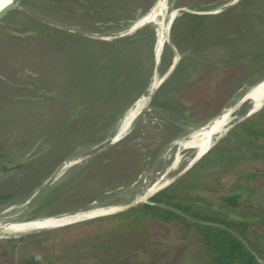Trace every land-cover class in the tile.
<instances>
[{"label":"rangeland","instance_id":"1","mask_svg":"<svg viewBox=\"0 0 264 264\" xmlns=\"http://www.w3.org/2000/svg\"><path fill=\"white\" fill-rule=\"evenodd\" d=\"M154 1L156 0L18 1L20 8L16 7L11 10L12 13L6 15L0 22V144L3 146V151L8 152L9 156L18 155L23 151L21 146L25 138L29 137L32 141L42 130L55 134L54 129L58 123L72 113L70 109L62 107L63 100L59 97L60 87L65 82L74 84L84 69L86 61L82 42H71L73 38L70 36L46 33L36 24H33L36 32L33 30L22 31L21 27L23 23H26L25 16L21 15L22 12L45 21L47 24L39 21L45 25L69 34L95 41H111L127 38L135 31L131 35L114 38H101L102 34L118 30L139 13L148 10ZM181 1L167 0L166 2L170 7L178 8ZM228 1L230 0L183 1L186 2L185 7L188 10L185 13L207 12L209 15L217 16L216 19L209 22L217 23L215 31L218 39L221 40L216 44L206 46V40L210 39L209 36L203 37L207 30L206 26L209 24L207 20L195 28H191V26L188 28L194 34V39L190 41V44L201 45L199 52L194 56L197 63L193 67L191 65L195 62L189 65L190 74L184 83H186V87L191 84L204 86L203 88L199 87L200 93L198 91V94H194L198 98L202 93L199 99L203 100L212 94L211 90L216 94L208 99L209 102L200 104L199 107L203 108L200 115L207 116L202 121H198L200 124L217 112L219 113V110L226 105L225 111L232 104V99H240L245 94V88L264 77V0H235L232 3ZM102 14L108 18L105 20L99 18ZM143 26L152 27L148 23ZM249 29H254L255 33L250 36L248 34L242 36L241 31L248 32ZM169 36L170 29L168 44H165L172 50L173 61L176 60L177 55L178 61L182 54L169 45L171 44ZM164 37L166 36L162 34L156 42L155 38L153 40L151 53H154L155 59L156 55H159L162 43H164L162 42ZM244 39L250 43L254 41L253 43L259 45L262 50L252 56L243 48L247 46ZM85 45L88 46L86 43ZM91 46L89 48L92 50L99 48L98 44ZM154 47H156L155 50ZM189 48L187 47L185 51L186 55L190 53ZM175 51L176 55H174ZM168 61L172 62L167 59L163 69L158 65V78L156 77L157 73L156 76H152L153 63L149 64L150 72L144 84L122 94L124 96L121 97L117 108L127 103L128 105L121 109L123 111L145 91L151 77L149 87L155 80L154 77L158 81L161 80L153 95L159 98L154 100V104L150 100L147 108L138 116L122 139L100 153L98 158L75 166L64 179L56 183L57 177L55 182L36 200L30 201L26 208L23 207V200L29 195L26 198L23 197L24 199L1 204L0 221L51 215L54 216L49 218L60 217L111 193L125 190L139 176L153 169L155 162L164 153L167 144L180 135L188 123H192L191 118H173L168 112L155 105L160 102V96H163V92L167 89V86L164 85L169 74L163 73H167ZM209 69L211 74L214 73L213 84L200 85V82L196 81L194 77L200 71H203V75H209ZM171 85L174 86L173 83ZM33 99L39 102L29 107L18 105ZM97 100L100 103L107 102V98ZM92 102L94 103V101ZM87 114H91V110L87 111ZM118 116L119 114L111 125ZM217 117L212 118L216 119ZM263 118L264 110L256 115H250L243 122H238V125L231 127V130H227L221 138L214 142L189 169L188 175H186L187 173L182 174L178 180L176 179L165 186L161 189H167L163 193L172 195L182 193L183 199H179L178 202L191 206L201 203L208 206L215 215L230 216L244 219L253 224H260L261 211L218 202L216 194L208 193L204 183L213 179V182H218V186L215 185L221 189L219 197L222 193L235 191L236 193L233 195L238 196L239 205H252L264 210V155L261 158L248 157L243 151L244 149L252 152L262 150V154H264V131L260 132L259 129H256L255 132L250 133V136L246 135L248 129H253L255 123ZM86 124V121L82 122V126L85 127L76 138H73L65 150L67 155L59 156L51 161L50 167L53 169L51 168L50 172L64 160L104 141L111 127L107 124V129H103L102 132L105 131V136L99 142L77 144L89 133ZM257 125L261 124L258 122ZM69 137L71 138L72 135ZM49 138L51 137L47 135L40 137L30 149L40 152L46 150L52 142L48 140ZM244 138L246 140H243ZM232 140L236 143H231ZM25 157H27L26 154L19 158ZM69 175H73L74 180H66ZM182 176L183 178H181ZM66 184L68 187L66 186L57 198L39 203L40 199L47 197L56 188ZM235 186H237L236 189L231 190ZM111 203L113 205L115 201L108 204L111 205ZM13 206H18L21 210L11 209L10 207ZM119 214L118 216L121 215L120 219H116V215H113L98 220L97 225L101 227V230L97 233L96 240L85 242L81 246L75 245L70 251L67 248L59 249L53 257L49 258L52 260L51 262L53 264H211L210 254L196 241L172 243V235L168 233V230L153 224L142 216L136 221L126 222V225L115 228L113 224L127 219V215L130 213ZM65 226L67 225L32 232L18 239H3H15V243L6 245L0 253V264H23L30 260L32 255L35 256V260L39 264L46 263V254L36 253L32 249L33 245L45 236L66 233L69 228Z\"/></svg>","mask_w":264,"mask_h":264},{"label":"trees","instance_id":"2","mask_svg":"<svg viewBox=\"0 0 264 264\" xmlns=\"http://www.w3.org/2000/svg\"><path fill=\"white\" fill-rule=\"evenodd\" d=\"M183 1L180 2V6L186 5V2ZM11 13L12 11L7 13V15ZM21 15L25 16L26 19V23H23L21 27L22 31H35L33 24H36L44 29L46 33L64 34L73 38L71 42H82V50L86 54V61L84 69L74 84L65 82L60 87L59 97L63 100L62 107L70 109L72 113L58 123L54 129L55 134L42 130L39 131V135L34 137L32 141L29 137L25 138L21 146L23 151L18 155L13 154L9 156V153L4 152L3 146L0 144V205L26 197L41 183L53 169L50 167L51 161L59 156L67 155L65 150H67L73 138H76L85 127L82 126V122H87L86 125L89 128V133L85 135V138L78 141L77 144H84L86 142L95 144L102 140L105 136V131L102 133L103 129H107V124L111 125L116 116L121 113V109L128 105L126 103L117 108L121 97L124 96L122 94L144 84L150 72V67L148 66L149 64L152 65L153 60V54L151 53V45L154 40L153 27H139L127 39L119 38L111 41H95L45 25L23 12ZM216 17V15L183 12L176 16L171 23L170 43L182 56L168 75V79L166 78L164 86H167V89L163 92V96H160V102L155 103V105L168 112L173 118L184 117L191 118V122L202 121L207 116L200 115L203 110V108L199 107L200 104L202 102L207 103L209 102L208 99L214 95L216 96L211 90L212 94H209L203 100L199 99L202 93L198 98L194 94L200 90L199 87L203 88L204 86L191 84L186 87V83H184L190 74L188 71L189 65L197 61L194 56L199 52L201 45L195 46L193 43L190 44V41L194 39V34L188 28L190 26L191 28H195L200 23H203L204 20L209 22L216 19ZM99 18L105 20L108 16L106 17L102 14ZM216 25L217 23L209 22L206 26L207 30L203 34V37L209 36L210 38L206 40V46L221 41L220 38L218 39V35H216ZM241 32L242 36L245 34L250 36L255 33V30L249 29L248 32L245 31L246 33L243 30ZM244 41L246 40L244 39ZM246 42L247 44L245 45L247 46L243 48L249 54H252V56L262 50L259 45L253 43L254 41L251 43L250 41ZM93 44L99 45L98 50L89 48ZM145 46L146 48H144ZM187 47H190L189 55L185 54ZM167 59H172V50L167 44H164L159 60L161 69H163ZM170 63L168 61L167 64L170 65ZM196 63H193L191 67L195 66ZM210 72L209 69V75H203V71H200L194 79L200 82V85H212L214 73L212 72L211 74ZM171 83H173V87ZM157 97H151L153 104ZM103 98H107V102L100 103L97 100ZM37 102L39 101L33 99L29 102H21L18 105L29 107L32 104H37ZM89 110H91V114H87ZM262 110H264V107L252 115H256ZM258 122L261 124L260 126L257 125ZM258 122L255 123L254 130L248 129L247 136H250V133L252 134L256 129H259L260 132L264 131V118ZM45 135L51 137L48 140L52 141L46 150L42 152L36 150L25 158H19L27 154L35 141ZM71 135L72 137L70 138L69 136ZM243 140L246 139L244 138ZM234 142L232 140L231 143L235 144L236 142ZM243 151L248 157L261 158L264 155L262 154V150L252 152L244 149ZM98 157L99 154L91 158V160ZM189 169L184 174L190 172ZM67 178L66 180H74L73 175H69ZM212 180L204 183L206 184L205 189L208 193L214 192L216 200L226 205L244 206L261 211L262 220L260 224H253L244 219L230 216L215 215L208 206L201 203L191 206L187 203L178 202L179 199H183L182 193L179 195L178 193L176 195L167 194L163 193L167 190L164 189L151 196L147 203L113 214L116 215V219H120V214L130 213L127 215V219L115 222L113 225L115 228H120L119 226L126 225V222L136 221L137 218L142 216L153 224L168 230V233L172 235V243H185L190 240L196 241L200 247L210 254L211 264H264V210L252 205H239L237 195L219 197L221 189L217 187L218 182L215 183ZM174 185L177 184L174 183ZM66 186L68 187L66 184L65 186L56 188L47 197L40 199L39 203L42 201L47 202V200L51 201L49 200L51 198L52 200L57 198L65 190ZM236 187L231 190L236 189ZM132 213L134 214L132 215ZM113 215L92 218L67 225L65 227L69 228V231L62 235L45 236V238L39 239L32 249L36 253L46 254V263L44 264H53L49 258L53 257L59 249L67 248L70 251L75 245L81 246L85 242L96 240L95 237L101 230V227L97 225L98 220ZM13 242L15 243V239L0 241V253L6 245ZM23 264L39 263L34 260L33 256H30V260L23 262Z\"/></svg>","mask_w":264,"mask_h":264},{"label":"bare ground","instance_id":"3","mask_svg":"<svg viewBox=\"0 0 264 264\" xmlns=\"http://www.w3.org/2000/svg\"><path fill=\"white\" fill-rule=\"evenodd\" d=\"M8 1L9 0H0V7ZM166 1L167 0L154 1L148 10L139 13L133 20H130L126 24L122 25L118 30H112L109 33L102 34L101 38L128 36L139 29V27L148 23L151 24L154 29V41L156 42L158 37L160 38L163 34L166 37L162 38V42H166L172 19L178 16V14L182 11L170 7L168 5L169 3L167 4ZM234 1L235 0H230L228 2L232 3ZM18 4L19 2L16 3V7L20 8ZM155 48L156 47L153 49L155 50ZM160 50L161 48L159 49V53ZM158 56L159 55L157 54L155 59L156 62L158 60ZM156 67L157 64L153 70L152 76H156V73L158 72V68ZM156 77H159V73H157ZM156 77H154L155 80L149 87L152 79L151 77L145 91L139 95L136 101L119 114L117 119L111 125L104 141L64 161L44 182V186L38 189V194L44 193L46 189L49 188L53 182H55L57 177L58 180L56 183L64 179L70 173L72 168L83 164L86 161L85 159L87 155L91 151L99 148L105 143L114 142L127 134L128 130L132 127L138 116L144 109L147 108L153 91L159 85L160 80L158 81ZM231 101L230 102L232 104H230L225 111L224 107L226 105L216 116H214H219L216 119L211 117L210 119L203 121L201 124L199 122L188 123L182 133L167 144L164 153L159 157L157 162H155L156 164L153 169H151L148 173H144L139 176L134 182L129 184L125 190L111 193L107 195L108 197L105 196L89 205L83 206L76 211L61 215L57 218H43L19 223L13 222L14 219L0 221V240L7 238L18 239L19 237L32 232L51 229L62 224L74 222L82 217H89L91 215L98 214L109 209L108 207L124 206L129 203L146 200L155 191L164 187L180 175L182 170L187 168L194 160L202 155V153L207 151L214 144V142L221 138L230 126L264 106V79L255 85L245 88V94H243L240 99H232ZM209 120L211 121L209 122ZM33 196L29 195L25 200H23V207L26 208L28 206L30 201L33 199ZM112 201H115V204L112 205L111 203V205H109L108 203ZM10 208H15L18 211L21 210L18 206ZM0 216H2V214H0Z\"/></svg>","mask_w":264,"mask_h":264},{"label":"water","instance_id":"4","mask_svg":"<svg viewBox=\"0 0 264 264\" xmlns=\"http://www.w3.org/2000/svg\"><path fill=\"white\" fill-rule=\"evenodd\" d=\"M18 1H20V0H9L6 4H4L2 7H0V22H1V20L7 15V13H9L11 10H13V9H15L16 8V3L18 2ZM176 9H178V10H182L178 15H180L181 13H183V12H185V11H188L187 10V8L185 7V6H179L178 8H176ZM25 11V10H24ZM23 13H25V14H27L26 12H23ZM197 14H207V12H204V13H197ZM29 16H31L32 18H34V19H36V20H38V21H41V22H43V23H46L45 21H42L41 19H39V18H37V17H34V16H32V15H29ZM175 18V17H174ZM173 18V19H174ZM173 19H172V21H173ZM172 21H171V23H172ZM47 24V23H46ZM171 26V25H170ZM170 29V28H169ZM165 43H167L168 44V41H166V42H164V43H162V45H161V50H160V53H159V56H158V60H157V62L155 61V57H154V53H153V60H152V63H153V68H152V71L155 69V66H156V64H157V67L156 68H158V64H159V60H160V55H161V52H162V48H163V45L165 44ZM170 46H171V44H169ZM172 47V46H171ZM172 49H173V47H172ZM176 51L174 52V55H176ZM174 57V56H173ZM173 57H172V59H171V63H170V65L168 66V69H167V73H163V74H166V75H168V74H170V72L172 71V69L174 68V66H175V64L177 63V59H178V55H177V59L175 60V61H173ZM162 74V75H163ZM264 79V77H262L261 79H259L258 81H256V82H254V83H252L251 85H255V84H257V83H259L260 81H262ZM160 82H161V80H160ZM160 82H159V84H160ZM156 90V89H155ZM155 90L153 91V93H152V95H151V97L153 96V94H154V92H155ZM151 97H150V100H151ZM136 99V98H135ZM221 109H223V107L221 108ZM220 109V110H221ZM219 110V111H220ZM258 111V110H257ZM257 111H255V112H257ZM255 112H253V113H255ZM218 113V112H217ZM216 113V114H217ZM253 113H251L250 115H252ZM216 114H214L212 117H214ZM250 115H248V116H246L245 118H243V119H240L239 120V122H241L242 120H244V119H246V118H248ZM238 123V122H237ZM237 123H235V124H233L232 126H230L227 130H229V129H231V127H234ZM226 133V132H225ZM224 133V134H225ZM123 138V136L122 137H120L118 140H116V141H114V142H110V143H105V144H103L102 146H100L99 148H97V149H94L93 151H91L88 155H87V157H86V161H89L91 158H93L94 156H96V155H98V154H100V153H102L103 151H105L106 149H108L109 147H111L113 144H115L117 141H119L120 139H122ZM31 152H33V149H30L29 151H28V153L26 154V155H29V154H31ZM207 151H205L204 153H202V155H200L196 160H194L187 168H185L184 170H182L181 171V174L180 175H178L175 179H173L172 181H170L168 184H170L171 182H173L174 180H176V179H178V177H180L182 174H184L190 167H192L205 153H206ZM67 160V159H66ZM66 160H64V161H66ZM63 161V162H64ZM62 162V163H63ZM62 163H60L52 172H50V174L47 176V177H45V179L44 180H42L41 181V183L29 194L30 196L32 195H34L33 196V199L31 200V201H33V200H36L41 194H43V193H39L38 194V189L39 188H41L42 186H44V182L50 177V175L62 164ZM168 184H166L165 186H167ZM164 186V187H165ZM164 187H162V188H160L159 190H161V189H163ZM159 190H157V191H155L153 194H151L146 200H142V201H137V202H134V203H129V204H126V205H124V206H115V207H108L109 209H107V210H104V211H102V212H100V213H98V214H94V215H91V216H89V217H82V218H80V219H78V220H76V221H74V222H71V223H66V224H62V225H59V226H57V227H60V226H64V225H69V224H73V223H76V222H80V221H84V220H88V219H92V218H97V217H103V216H108V215H113V214H115V213H118V212H121V211H124V210H127V209H129V208H132V207H136V206H139V205H141V204H143V203H147V202H149V198L151 197V196H153L155 193H157ZM236 192L235 191H233V192H229V193H222L221 195H220V197H228V196H230V195H233V194H235ZM28 196V195H27ZM26 196V197H27ZM26 197H24V198H26ZM24 198H22V199H24ZM79 208H81V207H79ZM62 214V213H61ZM56 215H60V214H56ZM54 215H51V216H38V217H31V218H24V219H21V218H17V219H14V221L13 222H17V223H19V222H29V221H34V220H36V219H41L42 217H44L45 219L46 218H49V217H53ZM53 228H56V227H53ZM53 228H51V229H53Z\"/></svg>","mask_w":264,"mask_h":264},{"label":"flooded vegetation","instance_id":"5","mask_svg":"<svg viewBox=\"0 0 264 264\" xmlns=\"http://www.w3.org/2000/svg\"><path fill=\"white\" fill-rule=\"evenodd\" d=\"M33 256V258H34V260H35V256L34 255H32ZM37 256V255H36ZM37 258V257H36ZM36 261V260H35Z\"/></svg>","mask_w":264,"mask_h":264}]
</instances>
